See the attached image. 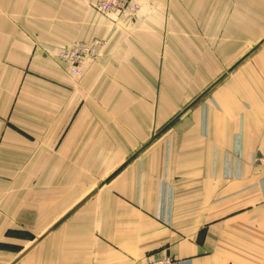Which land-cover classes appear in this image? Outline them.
Listing matches in <instances>:
<instances>
[{"label":"crops","instance_id":"crops-1","mask_svg":"<svg viewBox=\"0 0 264 264\" xmlns=\"http://www.w3.org/2000/svg\"><path fill=\"white\" fill-rule=\"evenodd\" d=\"M135 1L0 0V264H264V0Z\"/></svg>","mask_w":264,"mask_h":264},{"label":"built area","instance_id":"built-area-1","mask_svg":"<svg viewBox=\"0 0 264 264\" xmlns=\"http://www.w3.org/2000/svg\"><path fill=\"white\" fill-rule=\"evenodd\" d=\"M96 6L105 13H113L126 19H134L139 15L140 5L135 0H97ZM107 44L105 39H95L91 42H76L67 47L61 48L59 57L68 62L71 72L75 75L83 73V66L89 60L95 58L100 49ZM258 161L264 168V152L258 156ZM170 253H161L152 259L140 264H182Z\"/></svg>","mask_w":264,"mask_h":264}]
</instances>
